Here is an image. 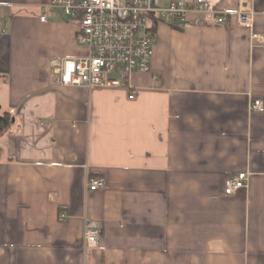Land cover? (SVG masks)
Returning <instances> with one entry per match:
<instances>
[{
	"label": "crops",
	"instance_id": "crops-1",
	"mask_svg": "<svg viewBox=\"0 0 264 264\" xmlns=\"http://www.w3.org/2000/svg\"><path fill=\"white\" fill-rule=\"evenodd\" d=\"M50 2L0 0V264H264V113L249 110L264 102V0H244L252 30L240 0H223L225 26H159L133 100L57 85L52 63L87 50ZM239 173L247 188L226 195ZM94 176L106 190L87 191Z\"/></svg>",
	"mask_w": 264,
	"mask_h": 264
},
{
	"label": "built area",
	"instance_id": "built-area-1",
	"mask_svg": "<svg viewBox=\"0 0 264 264\" xmlns=\"http://www.w3.org/2000/svg\"><path fill=\"white\" fill-rule=\"evenodd\" d=\"M223 0H51L49 9L59 10L66 18L79 24L76 41L87 52L78 58H64L52 63L55 82L60 88H129L130 100L135 90L130 85L134 73H149L154 55L158 27L165 19L171 24L187 25L191 14L211 18L225 26L229 13L221 11ZM235 13L238 24L253 29L254 14L247 10L244 0ZM46 22V16L41 17ZM264 44V36L253 34ZM250 112L264 113L262 100L251 101ZM248 173L226 179L224 192L228 196L247 188ZM87 191L106 190V179L90 177ZM65 220L67 215L62 213ZM84 250L99 244L100 228L95 220L84 219Z\"/></svg>",
	"mask_w": 264,
	"mask_h": 264
},
{
	"label": "rangeland",
	"instance_id": "rangeland-1",
	"mask_svg": "<svg viewBox=\"0 0 264 264\" xmlns=\"http://www.w3.org/2000/svg\"><path fill=\"white\" fill-rule=\"evenodd\" d=\"M211 19V18H210ZM208 20V21H210L211 22V20ZM188 25H191V24H193L192 23V21L190 20V17H189V19H188V23H187ZM160 26H166V27H168V28H171V29H174V30H177V31H182V30H184L185 28H186V26L185 25H183V24H181L180 22H175V24H171V20L168 18V19H165L164 21H163V24H161ZM219 26V25H218ZM157 36V35H156ZM3 102V100L0 98V105H1V103Z\"/></svg>",
	"mask_w": 264,
	"mask_h": 264
}]
</instances>
